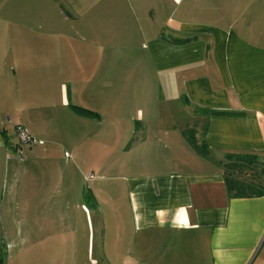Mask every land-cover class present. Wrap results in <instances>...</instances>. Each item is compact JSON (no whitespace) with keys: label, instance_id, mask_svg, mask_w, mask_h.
Instances as JSON below:
<instances>
[{"label":"crops","instance_id":"crops-1","mask_svg":"<svg viewBox=\"0 0 264 264\" xmlns=\"http://www.w3.org/2000/svg\"><path fill=\"white\" fill-rule=\"evenodd\" d=\"M66 1L78 28L58 8L50 30L46 0L1 13L2 264H264V195L224 183L229 155L264 160V0ZM88 66L96 117L71 107ZM186 112L205 154L170 123Z\"/></svg>","mask_w":264,"mask_h":264},{"label":"rangeland","instance_id":"rangeland-1","mask_svg":"<svg viewBox=\"0 0 264 264\" xmlns=\"http://www.w3.org/2000/svg\"><path fill=\"white\" fill-rule=\"evenodd\" d=\"M22 1L24 2H28L30 0H0V18H1V13L3 14H8L10 13L11 11H17L15 9L11 10V2H14L16 3V8H19V10H21L22 8L25 7V4H22ZM48 1V10H44L45 13H48V17L46 19L47 21V27H49V29H54V28H62L63 26L60 24V21H59V18L61 16H59L58 14H56L58 16V20L55 16H53V14H55L57 12V9L58 8H61L63 11V18L64 19H75L76 18V15L68 8L69 6L67 5V1L66 0H46ZM75 12V11H74ZM3 21V20H2ZM0 21V28L2 31H6L7 30V21L5 22H2ZM81 19H75V20H72L71 22L75 23V26L78 28V24L77 23H81ZM13 23V28H19L18 26V21H9V25ZM70 26H68V28H70ZM66 30V28H65ZM1 33V31H0ZM81 38L82 41H85V40H88L89 38L91 37H86V36H82L80 35L79 36ZM80 39L78 38V40L74 41L73 43L79 48L78 49V54H79V57L81 59H86L85 57H87V53L84 51V46H83V42L82 41H79ZM10 66V65H9ZM12 67H10L11 69L15 68L13 67V65H11ZM10 70V69H9ZM86 72L87 74L89 75H84L82 78L87 80L88 81V78L91 79V66H88L86 68ZM81 75V74H80ZM35 77V76H34ZM80 84L79 87L81 88L82 86H84V84L82 82L78 83ZM67 85V84H66ZM88 85V88L87 89H84V92H85V95H82L81 98L82 99H74V103H71V104H76L75 106H79V107H82L84 108V105L85 106H88L89 108H91V83L88 81L87 84ZM86 85L84 87H86ZM34 86V84H33ZM68 86V85H67ZM69 87H73L72 84H69L68 88ZM76 88H78V86H76ZM6 89V87L4 88ZM29 92L33 93V89L32 87L29 89ZM87 93H89L90 95H86ZM34 94V93H33ZM81 93H78L77 96L80 97ZM72 101V102H73ZM76 102V103H75ZM81 104V105H79ZM164 106V104L161 105V108ZM87 109V108H86ZM176 110H179V107H176ZM170 123H175V125H178L180 123H184L186 122V135L187 137L190 139H192L196 144L198 145H201L202 144V141L200 139V132H199V124L196 122V118L194 115L192 114H188V112H186L185 114H179V113H175V115H170ZM169 117H162L160 118V121L158 122L159 124H157L159 127H165V125H167V121L169 119ZM156 121V120H155ZM193 122V123H192ZM157 123V121L155 122ZM165 129V128H164ZM162 129V130H164ZM188 129V130H187ZM160 136V138L164 141L163 138H165V135L164 133H159L158 134ZM111 137H112V134H111ZM114 140L115 139V134L113 135V137L111 138V140ZM190 145V144H189ZM187 152L190 151V153H194L195 149L193 148V146L191 147V149L188 147L186 148ZM115 154H113L114 156ZM185 155V154H184ZM186 156V155H185ZM114 162L112 164H107V168L105 167V172L104 174L106 173L107 176H109L110 178L112 179H115V182H120V176H122V171L120 170V167L122 165H119V158L118 156H116ZM193 168H194V165H193ZM111 179V180H112ZM114 181V180H112ZM114 182V183H115ZM118 185V184H116ZM86 186H93L92 182L90 183H87ZM90 232V235H91V230L89 231ZM95 234H96V230H95ZM88 235V230H87V227L85 228V230L82 232H80V237L81 238H86ZM84 241V240H82ZM73 242L72 241H69V242H55V243H50L48 242L47 243V247L48 249H56V250H61V249H65L66 247H68L69 249H71V251L74 250V244H72ZM79 248V252H83L81 251V248L82 247H78ZM73 249V250H72ZM4 257L6 258V254L4 253ZM5 258H4V262H5ZM144 264V263H143Z\"/></svg>","mask_w":264,"mask_h":264},{"label":"trees","instance_id":"trees-1","mask_svg":"<svg viewBox=\"0 0 264 264\" xmlns=\"http://www.w3.org/2000/svg\"><path fill=\"white\" fill-rule=\"evenodd\" d=\"M82 116L96 117L97 113L79 106H71ZM189 143L200 154L207 153L204 142L196 144L191 138ZM229 161L224 164V183L227 192L233 198L264 195V160L258 159L253 153L229 155ZM0 264L2 255L0 253Z\"/></svg>","mask_w":264,"mask_h":264},{"label":"built area","instance_id":"built-area-1","mask_svg":"<svg viewBox=\"0 0 264 264\" xmlns=\"http://www.w3.org/2000/svg\"><path fill=\"white\" fill-rule=\"evenodd\" d=\"M18 137L19 140L23 143H39L41 144L42 141L38 140L36 138H34L33 136H31L26 130L22 129V128H18ZM91 175L89 174L88 177H90Z\"/></svg>","mask_w":264,"mask_h":264}]
</instances>
